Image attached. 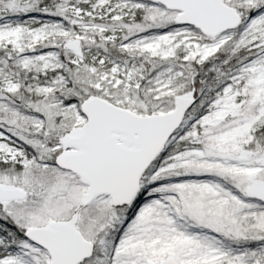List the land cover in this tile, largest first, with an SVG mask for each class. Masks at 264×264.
<instances>
[{
	"label": "snow or ice",
	"instance_id": "snow-or-ice-1",
	"mask_svg": "<svg viewBox=\"0 0 264 264\" xmlns=\"http://www.w3.org/2000/svg\"><path fill=\"white\" fill-rule=\"evenodd\" d=\"M0 264H264V0H0Z\"/></svg>",
	"mask_w": 264,
	"mask_h": 264
}]
</instances>
